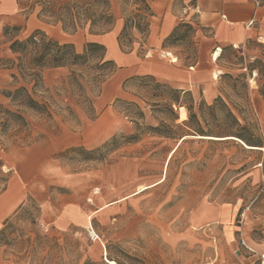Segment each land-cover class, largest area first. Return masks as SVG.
<instances>
[{"label":"rangeland","instance_id":"1","mask_svg":"<svg viewBox=\"0 0 264 264\" xmlns=\"http://www.w3.org/2000/svg\"><path fill=\"white\" fill-rule=\"evenodd\" d=\"M20 1L0 0L1 104L17 109L3 95L22 84L8 68L20 56L10 47L36 30L60 43L75 40L79 53L89 42L103 44L117 69L101 93L87 88L94 111L85 109L77 85L62 83L70 70H45L50 93L38 95L55 104L56 113L49 117L27 111L28 127L9 126L0 133V193L13 175L27 189L24 204L0 229V264H108L105 255L123 264H241L238 246L244 254L257 253L264 264L260 23L253 25L244 45L222 47L214 69L215 43L196 16L182 21L163 44L178 57L179 67L199 62V70L213 69L211 92L201 83L190 91L191 98L184 94L182 99L211 105L221 96L249 127L244 134L259 140L249 146L215 123L207 128L211 137L186 136L174 126L170 110L171 89L177 88L152 75L124 76L122 54L132 53L138 61L149 54L147 37L134 28L129 30L133 45L123 50L118 41L127 17L136 11L134 0H110L115 22L109 31L86 25L75 33L39 19L40 7L22 9L20 3L32 0ZM253 1L264 5V0ZM118 22L121 29L111 37ZM15 26L21 31L5 36V29ZM150 54L160 57L161 52ZM175 110L176 124H182L180 109ZM181 136L187 139L175 153Z\"/></svg>","mask_w":264,"mask_h":264},{"label":"trees","instance_id":"2","mask_svg":"<svg viewBox=\"0 0 264 264\" xmlns=\"http://www.w3.org/2000/svg\"><path fill=\"white\" fill-rule=\"evenodd\" d=\"M134 1L137 6L136 11L127 17L124 29L118 37L119 44L123 50L133 45V39H129V30L132 28L148 38L150 19L155 15L148 0ZM19 2L21 1L19 0ZM20 4L23 6L22 9H29L31 12L40 7L37 15L39 19L49 24H52V22L61 24L62 28L67 32L75 33L86 25H89L91 29L99 27L103 28L104 31H109L115 22L110 10V0H32L29 5ZM10 31L19 32L21 28L19 26L7 27L5 36H8ZM174 33L175 30L169 38L173 37ZM10 49L14 53L20 54V56L11 61V65L8 68L15 70L12 73V77L17 83L21 80L22 84L14 90L3 93L11 106L17 109L12 110L0 103V133L9 126L28 127L29 123L24 116L27 111L49 117H52L54 112L56 113V107H53L55 104L46 101L45 97L38 95L42 91L47 92V94L50 93L44 83L43 72L45 70L59 68L70 70V74L64 78L62 83L67 84L68 87L77 85L82 98L86 100L85 109L94 111L93 101L87 95V88L97 87L98 92L101 93V86L117 69L115 61L107 57V48L103 44L89 42L83 52L79 53L74 44L55 41L41 30H36L26 40L14 41ZM256 69L259 72V69ZM249 70L252 72L254 68H249ZM62 89L66 90V88ZM171 92L173 93V98L171 99L170 110L174 115V126L177 129L186 131L188 133L186 136L200 135L211 137V131L207 128L215 123L220 124L223 132L230 134L228 136L238 138L249 146H255L252 144L259 142V140L251 139L252 137H247L244 134V132L249 130V127L241 124L237 115L221 96H218L211 105L201 102L195 106L193 99L188 103L182 99L184 94L191 98L192 94L190 91L171 89ZM175 107L179 109L184 107L187 110L188 119L182 124H176L179 116ZM66 110L73 113L72 108L69 106L66 107ZM221 114L224 115L225 119L220 118ZM184 137L181 136L180 141L182 142L175 153L179 150L182 143L186 141L187 138L183 139ZM108 260L123 264L112 257L108 258Z\"/></svg>","mask_w":264,"mask_h":264},{"label":"crops","instance_id":"3","mask_svg":"<svg viewBox=\"0 0 264 264\" xmlns=\"http://www.w3.org/2000/svg\"><path fill=\"white\" fill-rule=\"evenodd\" d=\"M151 6L155 15L151 19L146 44L149 53L162 54L163 51H169L170 48H163L164 42L182 21L192 16L197 17L202 27L209 29L215 49L244 45L253 35V25L256 22L264 29V5L259 6L253 0H156L151 2ZM121 26L118 22L111 37L119 32ZM69 41L74 44L76 42ZM120 58L126 66L125 77L152 75L185 92H195L197 86L204 83L211 92L210 87L215 83L211 71L215 66L218 67L217 62L221 56L211 63L213 69L210 70H199V62L181 68L177 64L179 61L173 62L161 55L147 56V59L140 61L132 53L122 54ZM189 69H193L194 72ZM26 198L27 189L24 181L13 175L8 187L0 193V229L19 210ZM236 251L241 264H259L260 258L257 253L244 254L242 247L239 246Z\"/></svg>","mask_w":264,"mask_h":264},{"label":"bare ground","instance_id":"4","mask_svg":"<svg viewBox=\"0 0 264 264\" xmlns=\"http://www.w3.org/2000/svg\"><path fill=\"white\" fill-rule=\"evenodd\" d=\"M220 51H218L217 53H214V55H213V59L215 60V61H217L218 59H219V57H220ZM151 56V54L149 53L148 54V57H150ZM218 74H220V72L219 73H216L215 75H214V78L215 79H218ZM251 83H252V85H254V79H252L251 80ZM188 119V114H187V110L184 108V107H180V122H183V121H186ZM140 189H143V187H140ZM107 259V258H106ZM107 261L110 263V264H118L116 261H110V260H108L107 259Z\"/></svg>","mask_w":264,"mask_h":264},{"label":"built area","instance_id":"5","mask_svg":"<svg viewBox=\"0 0 264 264\" xmlns=\"http://www.w3.org/2000/svg\"><path fill=\"white\" fill-rule=\"evenodd\" d=\"M235 48H239L238 46H236ZM218 51H220V54H222V48L217 47L216 51L214 53H217ZM162 57L168 58L169 60L174 62V57H176V59H178V57L171 51H163L161 54ZM221 56V55H220ZM220 58V57H219ZM242 244L244 247H246L249 250H252L250 247H248V245L246 244L245 241H242ZM264 258V257H263Z\"/></svg>","mask_w":264,"mask_h":264},{"label":"water","instance_id":"6","mask_svg":"<svg viewBox=\"0 0 264 264\" xmlns=\"http://www.w3.org/2000/svg\"><path fill=\"white\" fill-rule=\"evenodd\" d=\"M105 260H106V262H107L108 264H110V263L107 261V259H106V255H105Z\"/></svg>","mask_w":264,"mask_h":264}]
</instances>
